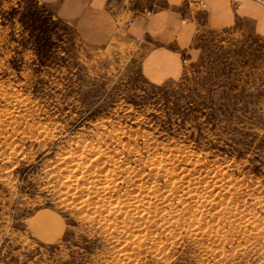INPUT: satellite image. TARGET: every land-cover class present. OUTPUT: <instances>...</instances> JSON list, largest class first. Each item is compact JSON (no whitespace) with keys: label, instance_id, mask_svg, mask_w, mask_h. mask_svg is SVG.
<instances>
[{"label":"rangeland","instance_id":"374dc122","mask_svg":"<svg viewBox=\"0 0 264 264\" xmlns=\"http://www.w3.org/2000/svg\"><path fill=\"white\" fill-rule=\"evenodd\" d=\"M235 41L156 85L126 36L0 0V264H264V65Z\"/></svg>","mask_w":264,"mask_h":264},{"label":"crops","instance_id":"0c3cea01","mask_svg":"<svg viewBox=\"0 0 264 264\" xmlns=\"http://www.w3.org/2000/svg\"><path fill=\"white\" fill-rule=\"evenodd\" d=\"M64 20L72 21L80 37L92 44H107L121 36L135 42L144 78L161 85L184 75L186 64L203 54L202 45L214 35L228 34L234 43L255 47L264 65V2L243 0L233 11L230 0L207 1L198 15L197 0H40ZM190 2V22L182 7ZM243 41V43H241Z\"/></svg>","mask_w":264,"mask_h":264},{"label":"built area","instance_id":"2783aa9c","mask_svg":"<svg viewBox=\"0 0 264 264\" xmlns=\"http://www.w3.org/2000/svg\"><path fill=\"white\" fill-rule=\"evenodd\" d=\"M233 1H234L235 4L237 3V5L235 6V8L236 7L237 8L241 7L240 0H233ZM196 2H198V8H197V12L196 13L198 15H200L201 17H203V15L205 14V12L207 10L208 3L206 1L204 2L202 0H197ZM190 9H191L190 2L188 4H186L184 7H182L181 12H182V18H183V21L184 22H190V20H192L194 18L191 13L189 14ZM187 62H188V58L185 57L183 59V63L186 64V66H187Z\"/></svg>","mask_w":264,"mask_h":264},{"label":"bare ground","instance_id":"6f19581e","mask_svg":"<svg viewBox=\"0 0 264 264\" xmlns=\"http://www.w3.org/2000/svg\"><path fill=\"white\" fill-rule=\"evenodd\" d=\"M68 160H69V159H68ZM95 161H96V160H95ZM68 162H69V161H68ZM107 162H108V161H107ZM65 163H66V162H65ZM69 163H70V162H69ZM81 164H82V163H81ZM77 165H78V164H77ZM79 166H80L79 168H81V165H79ZM90 166H91V165H90ZM75 167H76V165H75ZM92 168H93V167H92ZM104 168H105V167H104ZM72 169H73V168H72ZM105 169H106V168H105ZM90 170H91V168H90ZM90 170L88 169L89 172L86 171V173H84V174H86V175L83 174V175H84V176H83L84 178L88 175V173L92 172V171H90ZM99 170H100V169H99ZM114 170H115V169H114ZM98 172H99V171H98ZM102 172H103V171H102ZM102 172H101V173H102ZM105 172H106V171H105ZM92 173H93V172H92ZM94 173H95V172H94ZM96 173H97V172H96ZM80 174H81V173H80ZM90 174H91V173H90ZM97 174H98V173H97ZM115 174H116V173H115ZM116 175H117V174H116ZM96 176H97V175H96ZM73 177H74V175H73ZM83 177H82V178H83ZM98 177H100L101 180H104V179H105L104 177H101V176H98ZM98 177H94V178L97 179ZM108 177H110V175H109ZM88 178H91V176L88 177ZM102 178H104V179H102ZM112 178H114V177H112ZM98 179H99V178H98ZM110 179H111V177H110ZM116 179H117V178H116ZM71 180H73V179H71ZM79 180H80V179H79ZM92 180H93V179H92ZM101 180H100V182L102 183ZM75 181H76V179H75ZM80 181H81V180H80ZM104 181H105V180H104ZM108 181H109V180H108ZM113 181H114V180H113ZM71 182H72V181H71ZM91 182H92V183H91L92 185H95V184H96V186H98L99 184H101V183L98 184V183H95V182H94V183H95V184H94L93 181H91ZM97 182H98V181H97ZM105 182H106V181H105ZM114 182H115V181H114ZM114 182H113V183H114ZM73 183H74V182H73ZM70 184H72V183H70ZM85 184H86V183H85ZM102 184H103V183H102ZM111 184H112V182H111ZM74 185H75V184H74ZM89 185H90V184H89ZM83 186H84V185H83ZM96 186H95V187H96ZM100 186H101V185H100ZM91 187H92V186H91ZM91 187H90V188H91ZM95 187L93 186L92 189H94ZM111 187H112V186H111ZM100 188H101V187H100ZM100 188H99V189H100ZM97 189H98V188H97ZM55 190H56V189H55ZM90 190H91V189H90ZM94 190H95V189H94ZM102 190H103V189H102ZM111 190H112V189H111ZM103 191H105V190H103ZM95 192H96V191H94V192H92V193H95ZM98 192H100V191L98 190ZM98 192H96V193H98ZM85 193H86V192H85ZM96 193H95V194H96ZM100 193H101V192H100ZM100 193H99V194H100ZM102 194H103V193H101V195H102ZM108 194H109V193H108ZM97 195H98V194H97ZM106 195H107V194H106ZM109 195H110V194H109ZM138 195H139V194H138ZM107 196H108V195H107ZM133 197H134V196H133ZM135 202H136V201H135ZM127 204H129V203H127ZM130 204H131V203H130ZM132 204H133V203H132ZM113 205H114V204H113ZM128 207H132V208L134 209L133 206H128ZM135 207H136V206H135ZM119 209H120V208H119ZM125 211H126V212H129V211H127V210H125ZM130 211L132 212V210H130ZM128 214H129V213H128ZM118 217H119V216H118ZM123 221H124V220H123Z\"/></svg>","mask_w":264,"mask_h":264}]
</instances>
